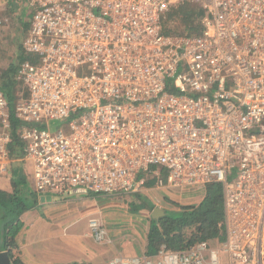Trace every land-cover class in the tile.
Here are the masks:
<instances>
[{
    "label": "built area",
    "instance_id": "2783aa9c",
    "mask_svg": "<svg viewBox=\"0 0 264 264\" xmlns=\"http://www.w3.org/2000/svg\"><path fill=\"white\" fill-rule=\"evenodd\" d=\"M193 2L199 34L162 31ZM0 0V12L3 10ZM2 5V6H1ZM13 107L0 89V175L27 162L37 192L222 186L225 238L109 264H264V0H28ZM6 20V19H0ZM22 156L10 151L11 118ZM51 119L66 123L48 128ZM41 123L46 127L26 123ZM91 237L106 228L88 219Z\"/></svg>",
    "mask_w": 264,
    "mask_h": 264
},
{
    "label": "trees",
    "instance_id": "16d2710c",
    "mask_svg": "<svg viewBox=\"0 0 264 264\" xmlns=\"http://www.w3.org/2000/svg\"><path fill=\"white\" fill-rule=\"evenodd\" d=\"M6 11L0 13L2 18ZM29 13H31L29 11ZM201 5L193 2L180 3L171 7L162 23V31L166 34L194 35L199 34L202 28L201 17L203 15ZM28 28V27H27ZM30 59L28 54L19 52V62ZM17 65H11L10 69L3 74L5 83L11 88H3L8 101L12 99ZM11 70V72H9ZM4 83V84H5ZM3 84V83H2ZM15 100V94H13ZM9 101V102H10ZM12 142L10 151L16 157L22 156V142L15 129L21 122L11 118ZM40 126L41 124H34ZM41 127V126H40ZM203 197L195 204L180 205L177 211L164 210L163 214L157 217H150L146 233V253L154 254L161 245L172 249H183L201 241H222L225 238L224 205L222 186L220 183H208L203 187ZM36 192L31 190L22 171V161L17 163L11 173V190L0 189V239L6 249L12 264H25L15 255L17 248L16 236L18 235L23 222L20 215L25 210L35 207L37 204ZM140 199L145 200L138 194ZM144 203L135 205L143 206ZM150 208V207H149Z\"/></svg>",
    "mask_w": 264,
    "mask_h": 264
},
{
    "label": "rangeland",
    "instance_id": "374dc122",
    "mask_svg": "<svg viewBox=\"0 0 264 264\" xmlns=\"http://www.w3.org/2000/svg\"><path fill=\"white\" fill-rule=\"evenodd\" d=\"M24 1L25 0H1V2L3 3H1L3 5H1L3 10L0 13L6 11V15H4L5 17H3L6 20H1L0 22V85L3 88L7 87L11 89L7 83L3 82L4 79L2 77L3 74L6 73V70L11 68V65L18 64L19 52L23 51L22 42L28 31L27 27L29 26L31 13H28L30 9L27 6L26 7L28 9H26L23 4ZM15 11H21L19 18H17L18 16H16L17 13ZM9 72H11V70H9ZM9 93L12 94V99L11 101L9 100V103L10 106L13 107L14 101L16 100H14L13 94H15V96H17L18 93L19 95H21V93L26 94L27 90L26 87H23L22 83L19 84L17 82L14 86V93L11 90L9 91ZM65 123L66 120L64 119H51L48 121V128L50 130H56L60 127H63ZM26 124L34 125L41 123L31 122ZM40 126L46 127L45 124H42ZM17 163H20V161L13 162V166L15 167ZM22 171L24 173V178L28 182V185L30 186V188H32L33 181L31 175L29 174V165L27 164V162H22ZM10 174L11 173L6 172L4 176L11 177ZM138 194L142 195V197L145 196L143 197L145 200L140 199L138 197ZM203 194V190L201 189H183L182 187H156L151 174L146 175L145 185H143V187L138 191L107 195L102 194L92 202V207L96 210V213H92L90 217H95L100 223L103 224L107 231L108 241L97 243L106 242L108 247L110 246L109 248L111 249H114V247H116L114 244L113 246H111L113 238L108 231L107 222H109L114 225H118L117 227H121V229L116 230L117 234H114L113 232V235H116L117 238L121 236L120 239L129 246L127 248L123 247L124 249L118 247L117 249L121 250V253H124V251L132 252V249L133 251H139L145 247V238L149 226V219L152 216V211L155 207L171 212L177 211L179 210L180 205L197 203L198 199H201L203 197ZM74 195L75 194H73L72 192L69 197L71 199H74L76 198ZM142 203H144L143 206H136L135 208V205ZM51 208L55 210L58 207L52 206ZM157 214L159 213L155 212V215ZM115 219H118L119 221H116ZM82 226L83 228H85V223ZM92 240L95 241L93 238ZM16 242H18L17 236ZM211 245L216 246L217 240H212ZM2 246L3 244L0 239V248ZM18 246L19 245L17 243V248L14 250V253L23 262V257L20 256Z\"/></svg>",
    "mask_w": 264,
    "mask_h": 264
},
{
    "label": "crops",
    "instance_id": "0c3cea01",
    "mask_svg": "<svg viewBox=\"0 0 264 264\" xmlns=\"http://www.w3.org/2000/svg\"><path fill=\"white\" fill-rule=\"evenodd\" d=\"M27 1L23 2L25 7ZM26 9L28 8L26 7ZM15 12L17 18H19L21 11ZM12 166L13 163L7 173H13L14 166ZM4 175H0V189L9 192L11 177ZM31 190L36 192L37 204L20 215L23 226L19 231V235H17L19 253L23 257V263L109 264L110 259L118 254L140 255L146 253V243L144 248L137 250L138 252L132 249V252L124 251V253H121L122 251L118 250V247L124 249L129 246L120 239L121 236L117 238L116 235H113V232L117 234L116 230L121 229V227L109 222H107V227L113 238L111 246L114 244L116 247L111 249L106 242L97 243L92 240L89 235L88 218L92 213H96V210L92 207V202L102 194L85 190L84 192L79 189L63 193L52 191L41 193L35 190L34 185ZM72 192L76 197L74 199L69 197ZM52 206L58 208L53 210ZM155 212L159 213V209H156ZM115 220L119 221L118 219ZM84 223L85 228L82 226Z\"/></svg>",
    "mask_w": 264,
    "mask_h": 264
},
{
    "label": "water",
    "instance_id": "95a60500",
    "mask_svg": "<svg viewBox=\"0 0 264 264\" xmlns=\"http://www.w3.org/2000/svg\"><path fill=\"white\" fill-rule=\"evenodd\" d=\"M156 209L158 208H154V210L152 211V217H157L158 215L163 214V210L159 209V214L155 215ZM0 264H12L8 255V251L6 249H0Z\"/></svg>",
    "mask_w": 264,
    "mask_h": 264
}]
</instances>
